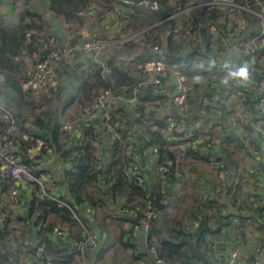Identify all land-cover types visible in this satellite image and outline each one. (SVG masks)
Listing matches in <instances>:
<instances>
[{"label":"built area","instance_id":"1","mask_svg":"<svg viewBox=\"0 0 264 264\" xmlns=\"http://www.w3.org/2000/svg\"><path fill=\"white\" fill-rule=\"evenodd\" d=\"M150 0H139L138 2H115L112 8L104 14H97L95 5L91 4L79 11V15L85 18L84 29L80 31L83 38H90L89 31H95L96 24L102 22L106 25L105 38L101 40L91 39L90 42L71 44V42H60L54 33L47 30L39 35L40 49L47 59L44 64L34 70L31 80L28 82L32 88L36 100H50L55 94H61L58 82L55 81L53 72L49 70L59 68L65 71L73 68L79 61L83 52H90L97 60L105 75L110 76L112 69L104 61L105 51H110L118 56L123 62H134L135 55H128L124 52L125 44L131 41L134 36L130 33H122L129 22L131 7L144 5L150 7ZM247 4H254L259 12L256 13L263 26L258 29V35H247L236 42L233 50L240 56L242 66L235 65L223 70L220 73L216 85L204 77L198 78L197 91L201 94L204 110L210 109L209 113H198L193 116L188 102L189 93L194 87L189 86L185 80L186 73L180 74L176 81L173 106L177 112L190 119L189 124L193 129L186 133L179 119L169 116L163 121L165 129L162 134L165 137H173L179 141L182 148L194 138L206 136L204 140L192 141L193 147L199 145L201 154L207 152L215 153L222 150L227 142V129L239 137L248 148L244 151V158L247 166L238 169L243 176L241 179L224 181L221 185H215L211 179L206 178L200 183L199 196L205 206L204 218L199 214L189 215L182 220V232L168 235L154 231V224L159 218V210L148 193L144 201V208L138 212L125 206V202L119 201L118 205L106 208V214L113 216L118 210L123 217H126L124 229L131 233L133 239L138 241L141 248H145L153 264H237V260L246 257V264H264V246L261 243L252 242V252L247 255L243 250L248 245L252 232L264 231V202L256 198V195L264 189V179L261 171L264 170V69L260 68L264 55L260 48L261 34H264V0H187L177 4L175 18L188 13L190 9H206V19L213 22L219 16V8L226 6L231 14L240 10L251 11ZM236 18V17H235ZM234 22L230 32L222 35L219 41L213 45H207L201 35L200 28L192 22L183 28L168 30L167 37L180 45L181 53L186 56L187 62L165 66L161 61L167 53L166 46L155 47V58L151 63L152 70H146L144 78L139 82L123 88L118 92L112 90L104 91L94 101L81 108L75 120L60 119V127L63 131L70 132L77 144L83 146L84 132L93 119L98 120V131L109 134L110 144L121 143L129 156L128 164L125 167L126 174L131 181L143 185L145 177L141 168L140 150L134 142V133L130 128L125 130L124 123L120 119L113 118V112L120 103H127L134 110V117L141 123L142 134L148 138L143 128L148 126L152 117L158 113H164L169 109V101L163 97L167 87L165 78L167 69L176 70L180 66L183 72L200 69L205 66L207 69L218 66L222 58L229 52V40L243 33L247 22L240 18ZM210 25V23H208ZM116 34H120L117 38ZM86 35V36H85ZM247 70V76L241 75V70ZM192 73V72H190ZM252 86L253 92L248 93L247 88ZM53 89V92L50 90ZM57 92V93H55ZM150 92L159 95L152 100H146L144 94ZM211 93V94H210ZM205 95V96H204ZM239 98L236 100V98ZM220 107H219V106ZM142 111H136L138 108ZM0 111L5 124L3 133H0V264H55L56 260L66 261L65 258L53 254L51 246L58 243H66L73 251V260L77 264H88L86 252L102 246V241L94 230L96 210L88 203L78 204L74 200L70 202L67 196L61 195L62 188L56 182L53 174L45 173L37 176L31 172L29 167L23 164L17 157L20 149V141L10 142L13 135L20 132L19 124L13 112L5 108L1 103ZM222 112L223 120H220ZM37 115L41 113L36 109ZM201 115V116H200ZM80 136V138H79ZM26 137V135H24ZM39 153L35 162L43 168L51 153L42 140H37ZM258 148V149H257ZM147 156H153L155 161L159 160V149L152 145L145 152ZM96 170L101 171L104 164L102 153H97ZM171 166V163L169 164ZM190 164L187 169L193 168ZM165 168L164 171H168ZM190 178L193 175L187 174ZM178 182L174 186V192L180 191L183 179L180 173L177 174ZM2 178L10 179L8 188L1 182ZM248 182V184H247ZM63 185V184H62ZM49 201L58 208L67 209L72 214V221L57 222L52 229H48L46 220L40 211L31 215L28 214V204L31 200ZM230 201L237 214L229 213L226 203ZM217 203L219 209L215 212L210 204ZM125 206V207H124ZM113 210V211H112ZM207 222L208 228L213 231L206 232L203 222ZM74 224V225H73ZM3 230V232L1 231ZM218 230L219 235L214 231ZM130 236V235H129ZM145 245L143 247L139 242ZM172 237L173 240H188L195 246V253L199 251L202 257H189L187 262L166 261L163 257L164 241ZM232 248L230 252L226 249ZM76 259V260H75Z\"/></svg>","mask_w":264,"mask_h":264},{"label":"trees","instance_id":"2","mask_svg":"<svg viewBox=\"0 0 264 264\" xmlns=\"http://www.w3.org/2000/svg\"><path fill=\"white\" fill-rule=\"evenodd\" d=\"M138 2L139 0H48L50 12L57 16H62L65 18L67 23H77L82 30L85 24V18L79 15V11L85 9L89 5H95L97 9V14H104L109 11L115 2ZM156 1V0H152ZM251 11L240 10L235 14L236 18L244 17L245 20L249 21V25L255 26L259 23L260 20L256 18L255 13L259 12V9L254 4H247ZM132 23L129 24L123 33L130 32L133 30V34H138L137 38H133L131 41L125 44L124 52L128 55L134 54L135 61L134 63L140 69V74L137 76L134 71L130 68L133 67V64L130 62L121 61L118 56L114 53L109 52L111 56L110 59L106 60V65L112 69V74L107 76L104 74L102 68L95 64H92L89 70L85 72L84 69L78 70L73 69V73L68 74L69 77L76 78L78 86L76 92L67 89L66 86H62V82L59 77L54 76L55 81L58 82V87L61 94L71 97L72 100H77L78 103H82V108L94 101L97 97L96 94L100 91L112 90L113 92H118L123 88L131 86L144 78L145 68L148 64L152 63L155 58V53L151 48V44L157 46L155 42V32L159 30V25L157 26V20H163L169 18V13L172 14L170 8H166L161 14L153 16L135 14L130 8ZM174 14V12H173ZM149 17L150 20L143 23V19ZM241 19V18H240ZM192 21V19H191ZM185 22V21H183ZM182 22V23H183ZM180 22H177L175 19L168 20L166 25L163 24V27L166 28V31L173 28H180ZM208 24V23H207ZM185 24L183 25V27ZM46 24L39 14L38 11H32L29 8H25L20 15V24L15 28H10L2 23H0V91L5 90L6 88L15 91L16 96L13 94L10 96L8 103L2 98L1 93V103L2 105L13 112L14 116L17 119L19 124L20 132L16 135H13L10 139L11 143H14L16 140L20 141V149L17 157L20 158L21 162L29 167L32 173L37 176H42L47 173L40 168L34 159L30 157L29 154L24 153V146L26 144L31 147L33 141L31 139L24 140V135L28 134L29 137L37 139L42 138L46 148L53 149L57 153L61 160L64 162V170L62 181L64 182L66 188L69 191V196L67 200L73 202V200L78 204L88 203L97 211L105 207H113V205H118L119 201H124L125 206L131 209H137L138 212L144 208V201L146 200L148 193L151 194L153 202L155 201L153 187H155L161 197L162 202L166 204V208L172 204L174 200V186L178 182L177 174L180 173V178L183 179L182 173L184 172L181 169L179 163L177 150H172V144L170 143L169 137H165L162 134L163 129H165L163 121L166 116H160L155 114L153 119V126L148 125L146 127V135L148 138H145V144L149 148L152 145H157L159 148V160L154 164L150 170V176L144 184L138 185L134 181H131L126 174L125 167L128 164L129 156L126 153L124 146L121 143H116L111 145L109 134L102 133L98 131V127L91 123V125L84 126V138L83 146H79L72 134L67 131H63L60 127L59 122V111H54L51 113L40 114L36 116V109L41 111L46 107L50 101L43 98L42 100H36L34 92L31 87L27 90H23V84L31 80L32 74L39 65H43L47 59L46 55L42 54L40 49V40L39 35L41 32L46 30ZM200 28V27H199ZM78 35L81 40V43L90 42L93 39V33L95 31H89L90 38H83L79 33ZM204 33V28H200ZM106 25H103L102 22L96 24V37L94 40H101L105 38ZM132 34V33H131ZM119 37L118 35L116 36ZM58 39V38H57ZM141 40L142 43L138 42ZM61 42V41H60ZM64 43V42H62ZM161 46V45H160ZM159 47V46H157ZM166 49L167 53L164 55V58L161 60L165 66L169 67L173 63H182L187 62L186 56L181 53V47L177 44L171 36H168L166 39ZM30 55L35 56L38 59L37 63L32 70L27 71L22 65V59L24 56ZM130 63V64H129ZM133 63V62H132ZM210 68H214L211 67ZM207 68L203 65L200 69L195 71L205 72ZM70 70L65 71L64 73L69 72ZM197 90L194 87L193 92ZM54 90L51 89L50 92ZM193 92L188 95V102L190 107L193 109L195 104L196 95L193 96ZM65 93V94H64ZM192 94V95H191ZM157 95V94H156ZM63 96H59L62 100ZM146 100H152L159 97L150 94L149 92L144 94ZM92 101L86 103L87 100ZM84 102V103H83ZM80 104V105H82ZM192 109L190 112H192ZM15 110V111H14ZM143 108H138L136 111H142ZM192 113H198L197 110ZM199 117V114H197ZM204 115V112L202 113ZM2 112L0 111V133L4 132L5 124L2 119ZM168 116H173L172 114ZM174 117V116H173ZM113 118L120 119L124 123L125 130H127L128 125L124 117L119 115V111L116 109L113 112ZM34 126V129H31V126ZM138 127L141 123H137ZM156 126V130L153 127ZM228 140H232L235 143L244 149V144L239 137L234 135L231 130L227 129ZM80 138V136H79ZM135 140V136H134ZM199 140V138H194L193 140L185 145L187 153L191 155L193 163L196 164L198 161L209 163L211 165L218 166L222 170V162L225 160L224 155L230 156L229 149L224 150L220 154L223 156V159L220 163H217V155L211 154H201L199 151V145L193 147L192 141ZM239 141V142H238ZM136 143V142H135ZM184 144L185 142L179 141V144ZM147 148V149H148ZM224 148V147H223ZM222 148V149H223ZM182 151V150H181ZM102 153L104 157V168L101 171L96 170L97 153ZM231 154V153H230ZM109 155V160L106 165L105 159ZM171 163V166L169 164ZM165 168H169L168 171H164ZM229 175L225 174L223 177L224 181H230ZM2 184L5 188L9 187L10 179L2 178ZM110 189V193L107 194L106 189ZM109 199V200H108ZM110 204V205H109ZM124 206V207H125ZM28 214L31 215L37 211H40L43 215V219L46 220L49 213H55L59 215L64 222L72 221V214L67 209H60L58 206L49 201L38 202L34 199L31 200L28 204ZM205 206L202 204V201L199 200V205L192 209V214H199L203 218ZM113 211V210H112ZM104 218L106 215L101 214ZM113 219L117 218L119 222L123 224L127 219L123 217L122 214L115 211V214L112 216ZM111 217V218H112ZM165 217L160 215L159 218ZM170 217V216H169ZM108 218V217H106ZM173 219V218H172ZM170 220L175 227L169 233H179L182 232V220ZM54 223H51L48 229H51ZM55 226V225H54ZM53 226V227H54ZM203 227L206 229V232L213 231L208 228L207 222H203ZM130 235V236H129ZM118 240L117 250L119 252L132 250L133 251V261L139 264L145 256V251L140 247L138 241L133 239L131 233L124 228H120L118 231ZM55 248V251H54ZM50 250L53 254L61 256L66 259L67 262H62L56 260L55 264H77L73 260V251L71 247L66 243H58L55 246H51ZM123 250V251H122ZM195 246L192 245L188 240H173L172 237L166 238L164 241V251L162 257L166 261H180L187 262L189 257L200 256L203 254L199 251L197 255L195 253ZM1 255V253H0ZM198 256V257H199ZM190 257V258H191ZM4 261V256L2 257Z\"/></svg>","mask_w":264,"mask_h":264},{"label":"crops","instance_id":"3","mask_svg":"<svg viewBox=\"0 0 264 264\" xmlns=\"http://www.w3.org/2000/svg\"><path fill=\"white\" fill-rule=\"evenodd\" d=\"M181 1H187V0H156L155 2L151 0L149 8H146L144 5H142L140 7H137V6L132 7V11L134 13H137V14L140 13L141 16H144V15H148L151 17L153 16L154 18L156 17V15L161 14V12L164 11L166 8H170L172 10V14L169 13V18L167 17V19L157 20L156 25L157 26L159 25L160 27H162L159 30H157L155 32V35H154V38L156 39L155 42H156L157 46H159V47L166 46L167 31H166V28L163 27V24L166 25L168 20H171V19L177 20V22H180L179 23L180 28H183L184 24L186 26L187 23L192 22L191 21L192 18H191V16L188 15V13H185L184 15H182L180 17H176V18L174 17L175 16L174 14L176 13V10H177L176 4H178ZM25 8H29L32 11H38L39 14L42 16V18H43V20L47 26L46 30L54 33L58 37L59 41H61V42H66V41L69 42L70 41L71 44H78L79 43V41H80L79 37L76 38L72 42L71 40H69L70 37L68 36L69 32H71V31L77 32V30L80 29L79 24L67 23L65 18L62 16L55 17V15H53L49 10L48 0H13V1H11V0H0V23L4 24L10 28H15L17 25L20 24V15H21V12ZM219 9H220L219 10V16L215 17L213 22L212 21L208 22V23H210V25L207 24L204 27L205 32L203 33L202 30L200 29L202 38L204 39V41L206 42L207 45H210V44L214 45L216 43V39H218L220 41L222 39L223 34H226L227 32L231 31L233 24H234V22L232 20L237 19V18L233 17L234 14H231L226 6H221ZM127 12L132 13L131 10H127ZM173 12H174V14H173ZM130 13H129L128 25L133 22ZM203 15H204V17H206V14H203ZM255 15H256V18L258 19V15L256 13H255ZM239 17L241 19L245 20L244 17H241L240 15H239ZM188 19L190 21H188ZM183 21H185V22H183ZM245 21L247 22V27L244 29V31L241 35L235 36L231 40H229V44H230L229 45V52L222 58V60L218 66H215L213 69L209 68L205 72L192 70V71H190L192 73L183 72L181 66L184 63H182L181 66L176 70L167 69L168 75L165 78V80L167 82V87L165 88V92H163L162 96L165 97L169 101V109H167L164 113H158L160 116L169 117L168 115H170L176 111V108L173 106L172 99L174 96L176 81H177V78L179 77L180 74L186 73L185 80H186L187 84L189 86H192V87H195L196 89H198V78H200V77L207 78L211 82L212 85H216V83L219 81L220 73L223 70L230 68L233 65H235L238 68L240 66H242L240 56L232 48L238 40L245 38L247 35H258L257 31L260 28L259 23L255 26H252V25H249L248 20H245ZM130 31H131L132 35L134 36V38H137L139 33L133 34L132 29ZM123 32H124V30L122 31V33ZM117 35L120 36V34H116L115 37ZM261 35H262V37L259 36V39L261 38L260 39V48H261L262 54L264 55V34H261ZM138 42L142 43L141 40H138ZM157 46H154L153 44H151L152 50H154V48ZM105 52H106V54H105L104 61L106 62V60L110 59L111 56L108 54L110 51L107 50ZM130 55H132V54H130ZM22 60H23L22 65L25 67V69L27 71L32 70L33 67L35 66V63H37V61H38V59L35 58V56H30V55L24 56ZM78 62L81 63V65L79 67L76 66ZM78 62L76 63V65L73 68L68 69L70 71L67 73H64L67 70L61 71V69H59V68H56L54 70L50 69L49 71L53 72V75H55L56 77L57 76L59 77V79L62 82V86H66L67 89L70 88L71 90L76 92L77 86H78L77 80H76V78L69 77L68 74H70V73L72 74L74 68H76L78 70L84 69L85 72H87V70L90 69L89 66H91L92 64L97 65L96 58L90 52H83L81 54ZM173 64H176V63H173ZM260 68L264 69V60L262 61ZM152 69H153V66L150 63L146 66L144 71L146 72V70H152ZM22 87H23V90L29 89L28 82L24 83ZM253 90H254V88L252 86H249L247 88L248 93L253 92ZM0 93H1V96L5 100L6 103H8L9 98L12 94L14 97L16 96L15 91H12L9 88H6L5 90L0 91ZM193 93H194L193 96L196 95L197 97H193V98H195V104H194V108L192 109V112H195L197 110L198 113H202L204 110L203 102H202L203 96L201 94H199V92L197 90H195ZM150 94L157 96L154 93H150ZM238 99L239 98L237 97L236 100H238ZM65 100L70 101L71 103H73V102L77 103V100H72L71 97H69L67 95H65V97L64 96L62 97L61 103ZM71 103H69V104H71ZM207 107H209L210 109L204 110L205 113H209V112L213 111L212 104H209V106H207ZM66 108L67 107H61L60 108L59 122H60L62 115L65 114ZM79 108H82V107L80 106ZM117 110L119 111V115L121 117H124L125 118L124 120L127 121V124H129L128 128H130L132 130V132L134 133V136H135L134 142H136V144L140 150L141 168H142L145 180L147 181L149 178H151L150 170L152 169V167L154 166V164L157 161H155L153 156L150 157V156H147L145 154V152L147 151V148H148L145 144V138L146 137L141 132L142 128L139 129V127L137 125L138 121L134 117V110L131 108V106L127 103H120L117 107ZM198 113H193V116L197 115ZM259 113H264V110H261ZM219 117H220V120H223L222 112L220 113ZM96 120L97 119H93L91 121V123L93 122V124L98 127V124L95 123ZM132 121H133V124L131 123ZM179 121L181 122V124L183 126L184 132L191 133L193 131V129L190 127V124H189L190 119L188 117H186V120H179ZM91 123L89 125H91ZM148 125L153 126V119L150 120ZM156 128H157L156 126L153 127L154 130H156ZM31 129H34L33 125L31 126ZM25 135H26V137H24V140L31 139V141H33V143L31 145V147H29L26 144V146H24L23 152L29 154L32 159L36 160V155L40 151L39 146L37 144V140H42V138L34 139V138L29 137L28 134H25ZM204 139H206L205 135H202L201 138H199V140H204ZM107 142H109V141H107ZM44 143L47 144V142H44ZM232 144L237 146L240 150H242V154H241L240 159L242 162L246 163L245 164V167H246L247 161L244 158L243 154H244V151L248 150V148H246V146H244V149H243L238 145V143H235L232 140H229L225 143L224 148L221 151H219L220 152L219 154H218V152L211 153V154H218L217 155V163H220L223 159V156H222L223 153H221V152L223 150L225 152V150H227V148L229 146H232ZM155 146H157V145H155ZM142 148L144 149L143 152H141ZM220 154H222V155H220ZM228 154L230 155L229 157L227 155H224L225 160L221 164L223 166L222 170L218 166H215V165H213V166L216 167L215 169L218 171L219 177L225 176V174H227V175H229V179H231V178L234 180L239 179L240 174L238 173V169L241 168L240 167L241 163L238 164L236 162V160H234L232 158L233 152L229 151ZM228 159L230 160V162H229L230 166L229 167H227V165H226V160H228ZM108 160H109V155L105 159L106 165L108 163ZM213 166L211 165L210 167L214 169ZM42 169H43V171H47V173L53 174L55 176L57 184H59L62 188L61 195L67 196L69 194V191L66 188L64 182L62 181L64 162L61 160L59 153H57L56 151L51 149V153L49 154V156L47 158V162ZM261 174H262L263 179H264V170L261 171ZM247 184H248V182H247ZM256 198L259 199L260 201L264 202V189L261 190L256 195ZM210 206L214 209L215 212L219 209V205L217 203L210 204ZM106 208L107 207H105L103 209H99L98 214L104 213L106 215V217H108V218H106V217L104 218L101 215L98 217L97 216V210L95 209L96 210V219L93 223L94 230L100 238H104V244H102V246L100 248L91 249V250H88L86 252V258L88 260L87 261L88 264H102L101 261H103V259H101V260H99V259L102 256V253L104 251L103 249L107 247L106 251L108 254H111L110 252L114 249L113 247H111L109 245L110 242L108 241V235L104 231L106 229V226L111 224L112 226L117 227V230H120V228H124V224H122L121 221L119 222L118 220H116L117 218L113 219L114 217L106 214ZM228 210H229V213L232 215L237 214L234 206L232 207V210H230V208L228 207ZM61 219L62 218L59 215H57L55 213H49L47 216V219H46L47 227H49L51 223H54V225H56V223L61 221ZM171 219H172L171 217H160V218H158L157 222L154 224V231L157 233L168 235L173 230V228L175 227V225H173L171 223V221H170ZM53 226H52V228H53ZM1 231L3 232V230H1ZM212 233H214L217 236L220 234L218 230H216ZM139 242L143 247H145L143 242H141V237H139ZM252 242L261 243L264 246V231L252 232L250 239L248 241L247 247H245V249H243V250L247 251V255H249L252 252V248H251ZM115 246L117 248L118 243ZM143 249L145 251V256L143 257V260L139 262V264H153L152 258L150 257L148 251L145 248H143ZM231 250H232V248L229 247L228 249H226V252H230ZM54 251H55V248H54ZM246 259H247L246 257L239 258L237 260V264H246V261H245ZM114 260H115V262L107 263V264H119L121 259H118V255H117V257L115 256ZM63 262H67V261H63Z\"/></svg>","mask_w":264,"mask_h":264},{"label":"rangeland","instance_id":"4","mask_svg":"<svg viewBox=\"0 0 264 264\" xmlns=\"http://www.w3.org/2000/svg\"><path fill=\"white\" fill-rule=\"evenodd\" d=\"M176 6H177V4H176ZM204 13H206V9H203L201 7L197 8V9H190L188 11V15L191 16V18H192V23L196 27L198 26L200 28L201 27L204 28L207 25V19H206L207 17H204V15H203ZM136 15H137L136 13L133 14V17H135ZM233 17L235 18V15H233ZM148 20H150L149 17L148 18L145 17L143 19V23H145ZM258 20H260V18H258ZM188 21H190V20L188 19ZM259 26L260 27L263 26V23L261 22V20L259 21ZM83 29H84V26H83L82 30ZM82 30L80 29V31H82ZM80 31H79V33H80ZM68 36L70 37L69 40H71L73 42L76 38L79 37L78 30H77V32H75V31L69 32ZM79 42H81V40ZM131 64H133V67L130 66V68L138 76L141 73L140 69L138 68V66L134 62ZM103 92H104L103 90L98 92L96 94V96H99ZM55 93H57V92H55ZM59 96H63V95L62 94H56V95L54 94L52 96V98H50V100H48V101H50V103H48L46 105V107L41 111V113H39V115L43 114V112H44V114L51 113L54 111L60 112L61 107H67L65 114L62 115V117L66 120L67 119L75 120L76 117L78 116V114L81 112V108H79V107L83 106V104L78 103V102L77 103L76 102L71 103L70 101H67V100H65L61 103L62 100L59 98ZM93 99H95V98H91V100H87L86 103H88L89 101H92ZM69 103H71V104H69ZM80 104H82V105H80ZM36 116H37V114H36ZM143 130L145 131V133L147 132L145 127L143 128ZM169 140H170V143L172 144V147H171L172 150H177L179 163L181 165V169L184 171L182 173L183 181H182V184L180 185V191L174 195L175 198L172 201V204H170L164 212L160 213V215L165 216V217L170 216L171 218L176 219V220H183L184 217L192 214V209L194 207L199 205L200 183L203 180H205L206 178H209V179H211V181L215 185H221V183L223 182L224 176L219 177L218 171L215 169L216 167H214L212 165L214 167V169L211 168L210 167L211 164H209L208 162L204 163V162L198 161L196 164H194L191 155H189L187 153V149L182 148V146L178 143V139L173 138V137H169ZM228 148H229V151L233 152L232 158L234 160H236V162L238 164L241 163V166H240L241 168H239V170L242 168H245L246 163L242 162L240 159L241 154H242V150H240L237 146H235L233 144H232V146H229ZM219 153L220 152H218V154ZM229 162H230L229 159L226 160L227 167L230 166ZM190 164H193L194 166L192 169L188 170L187 167ZM189 173H190V175H193L192 178H190L187 175ZM239 179L243 180V176L241 174L239 176ZM100 215H101V213L98 214V211H97V216L99 217ZM104 231L108 235V241L110 242L109 245L111 247H113L114 249L110 252L111 254L107 253V251H106L107 247L103 249L104 251L102 253L101 258L99 259V260L103 259V261H101L102 264L115 262L114 259H115V256L117 257V255H118V259H121L119 264H138L137 262L133 261V258H132L133 251L132 250H128V251L122 250L123 252H119L117 250V248L115 246L117 244V240H118L117 235H118V231H119V230H117V227H114L111 224H109L106 226V229ZM100 239H101L102 243L104 244V238H100Z\"/></svg>","mask_w":264,"mask_h":264},{"label":"water","instance_id":"5","mask_svg":"<svg viewBox=\"0 0 264 264\" xmlns=\"http://www.w3.org/2000/svg\"><path fill=\"white\" fill-rule=\"evenodd\" d=\"M11 1H13V0H11ZM80 65H81V63L78 62L76 66L79 67ZM172 114H173L174 117H176L179 120H186V117L181 115L180 113H178L177 110L174 113H172ZM95 123L98 124L99 123L98 120H96ZM131 123L133 124V121ZM143 151H144V149L142 148L141 152H143ZM153 191H154V196H155V201H154L155 205H156L157 209L159 210V212L162 213L166 209V204L164 202H162L161 197H160V195H159V193H158V191H157V189L155 187H153ZM106 192H107V194H109L110 193V189L107 188ZM226 205H227V207L230 208V210H232L233 206H232V203L230 201H228L226 203Z\"/></svg>","mask_w":264,"mask_h":264},{"label":"clouds","instance_id":"6","mask_svg":"<svg viewBox=\"0 0 264 264\" xmlns=\"http://www.w3.org/2000/svg\"><path fill=\"white\" fill-rule=\"evenodd\" d=\"M240 74L246 77L247 76V70L246 69H242Z\"/></svg>","mask_w":264,"mask_h":264}]
</instances>
